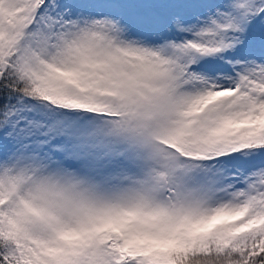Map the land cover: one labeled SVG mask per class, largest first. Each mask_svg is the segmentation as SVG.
<instances>
[{
	"label": "snow or ice",
	"instance_id": "1",
	"mask_svg": "<svg viewBox=\"0 0 264 264\" xmlns=\"http://www.w3.org/2000/svg\"><path fill=\"white\" fill-rule=\"evenodd\" d=\"M0 264H264V0H0Z\"/></svg>",
	"mask_w": 264,
	"mask_h": 264
}]
</instances>
